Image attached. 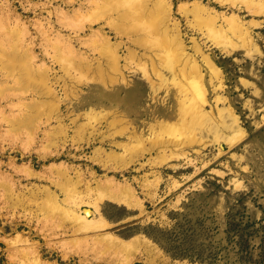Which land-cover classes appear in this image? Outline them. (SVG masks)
Segmentation results:
<instances>
[{
  "label": "rangeland",
  "instance_id": "rangeland-1",
  "mask_svg": "<svg viewBox=\"0 0 264 264\" xmlns=\"http://www.w3.org/2000/svg\"><path fill=\"white\" fill-rule=\"evenodd\" d=\"M194 1L197 0H174V16L181 21L187 54L198 59L204 69L208 104L203 112L216 121L220 119V124L227 126L233 123L231 111L237 122L217 135L210 130L212 118L207 117L200 129L193 130L194 134L190 129L176 134L175 144L166 148L156 147L126 169L116 171L107 154L115 152L119 155L123 150L115 147L112 140L101 142L102 138L111 136L108 122L97 125L96 140L90 144L76 142V125L72 120L91 110L121 112L131 127L143 136V146L148 149L155 138L163 139L165 136L164 139H169V135L160 134L159 129L150 134L152 125L158 122L181 123L177 116V91L174 89L167 93L162 90L152 94L150 84L142 80L140 74L130 75L128 84L110 87L100 83H82L69 94L64 90L65 81L58 82L56 89L61 99V116L56 114L49 123L42 122L44 125L33 146L26 145V136L10 141L7 134L9 125L6 121L0 125V264H127L125 254L116 258L91 244L85 247L68 244L83 238L70 231L46 237L51 232L43 224L46 223L45 216L28 201L25 206L13 208L16 198H28L31 190L51 186L46 180L29 178L27 167L32 166L37 173L48 175L46 167L60 164L71 169V176L75 177L80 171L86 181L115 179L120 184H129L141 201V206L134 209L103 201L97 213L90 207H84L82 211L90 219L102 216L111 224L103 231L88 235L90 238L107 234L124 240L145 237L163 254L152 264H264V13H257L260 6L249 0H227L225 6L213 0H200L204 6L227 17L237 16L253 36L252 46L248 48L238 44V48L227 49L211 42L204 46L205 54L220 69L223 88L220 89L202 62L203 58L192 49L191 38L200 40L201 36L187 29V21L178 12L181 4ZM49 2L48 10L58 7L51 4L53 0H0V12L17 10L21 20L31 21V26L36 21L46 24L48 10L28 13L27 9ZM105 32L114 42L120 41L106 26ZM77 33L72 36L87 39L91 30ZM69 34L63 32V35ZM32 35L38 37L34 28ZM121 41L128 44L122 52L125 55L129 42L126 39ZM38 44H41L40 40ZM74 46L81 53L92 54L78 43ZM37 53L44 57L41 47ZM42 61L54 68V76L64 75L50 59ZM187 88L186 93H193L190 87ZM219 96L222 97L221 102H217ZM34 99H38L36 95H28L29 102ZM7 104V101H2L0 111ZM188 105L191 110L188 120H191L197 117L198 109L193 103ZM5 114L10 115L9 109L6 108ZM78 121L84 122L83 117ZM60 124L68 126L65 145L60 144L57 150L54 149L56 154L45 157L42 153L44 158L41 157L40 151L46 145V132L53 131ZM115 141L127 142V138L117 137ZM98 149L104 151L96 161ZM145 184L153 189L147 190ZM18 238L23 241L18 242ZM131 264L148 263L145 256H139Z\"/></svg>",
  "mask_w": 264,
  "mask_h": 264
},
{
  "label": "bare ground",
  "instance_id": "bare-ground-1",
  "mask_svg": "<svg viewBox=\"0 0 264 264\" xmlns=\"http://www.w3.org/2000/svg\"><path fill=\"white\" fill-rule=\"evenodd\" d=\"M213 1L221 6L228 4L227 0ZM249 1L260 6L257 13H264V0ZM51 4H57L58 7L53 11L48 10L49 2L27 9L28 13L48 10L46 24L36 21L31 26L29 25L31 21L21 20L17 10L10 13L0 12V107L2 101L9 104L0 111V125L5 121L9 125L7 134L10 141L26 136V145L33 146L38 132H41L44 125L42 122L49 123L56 114L61 116V99L58 98L56 86L62 80L65 81L66 94L71 93L82 83H100L109 87L114 84H128V78L133 74H140L141 79L150 84L152 94L162 90L167 93L174 89L177 91L179 101L177 116L181 123L175 125L158 122L152 125L149 128L150 134L159 129L160 134L169 135V139H164L165 136L163 139L155 138L150 142L148 149L143 146V136L131 127L126 115L121 112L104 113L91 110L72 120L76 125L74 130L76 142L90 144L96 140L94 136L97 125L103 121L108 122L109 130L112 131L111 136L102 138L101 142L112 140L115 147L123 150L119 155L115 152L107 154L116 171L126 169L156 147L166 148L176 143L174 135L188 131L187 129L193 133V130L201 128L205 118H212L203 112L205 105L208 104L204 69L198 59L187 54L188 48L181 21L174 16V0H53ZM178 12L187 21V29L201 36L200 40L191 38L192 49L203 58L202 62L206 69L217 80V85L221 89L220 69L211 57L205 54L204 46L211 42L212 45L226 46L227 49L238 48V44L248 48L253 43L250 29L237 16L227 17L214 8L204 6L200 0L192 4H181ZM97 26L99 28L95 30ZM105 26L116 34L119 42H114L105 32ZM33 28L38 37H33ZM88 29L91 30V35L87 39L72 36L76 32L85 33ZM63 32L70 34L63 35ZM121 39L129 42L125 55H122V52L127 43ZM38 40L41 44H38ZM77 43L88 48L92 54L81 53L74 46ZM39 47L42 48L43 58L37 53ZM46 58L59 67V71L64 74L62 77L54 76L52 73L54 68L42 61ZM40 62L42 63L39 64ZM187 87H190L193 93H186ZM29 94L36 95L38 99L29 102L27 100ZM221 101L222 97H217V102ZM189 103L195 104L198 109L197 117L191 120H188L191 112ZM6 108L10 111L9 116L5 114ZM230 115L233 123L227 126L221 125L219 118L217 121L212 118L211 132L217 135L226 132L237 122L231 111ZM81 117L84 119L82 123L78 121ZM67 132L68 126L64 124H60L51 132H46V145L40 151L41 157L56 154L55 150L60 144L65 145ZM117 137H126L127 142H117L115 141ZM194 137L191 138L195 139ZM103 151L96 150L98 157L94 160L98 161L97 158L101 157ZM181 154L184 155L183 151ZM31 167H27L29 178L46 180L51 186L31 190L28 198H16L13 208L22 206L27 201L34 205L37 211L45 216L46 223L43 224H46L44 226L51 232L46 237L52 238L58 233L70 231L73 235L83 238L68 241V244L78 247L91 244L104 254H114L116 258L125 254L127 264H131L139 256H145L148 264L161 259L162 253L145 237L131 240L110 234L103 237H88L92 233L109 228L111 224L102 216L99 219H90L88 215H84L82 211L84 207H90L97 213L101 209V203L107 200L131 209L141 206L136 190L129 184H120L115 179L86 181L80 171L76 172L75 177L71 176L72 171L65 164L46 167L48 175L37 173ZM93 184L96 187H93ZM145 186L147 190L153 189L147 184ZM52 187L55 190H52ZM6 188L9 190V186ZM149 193L153 194L152 191ZM93 196L96 199L91 200ZM18 240L23 241L21 238Z\"/></svg>",
  "mask_w": 264,
  "mask_h": 264
},
{
  "label": "trees",
  "instance_id": "trees-1",
  "mask_svg": "<svg viewBox=\"0 0 264 264\" xmlns=\"http://www.w3.org/2000/svg\"><path fill=\"white\" fill-rule=\"evenodd\" d=\"M264 227V226H263Z\"/></svg>",
  "mask_w": 264,
  "mask_h": 264
}]
</instances>
